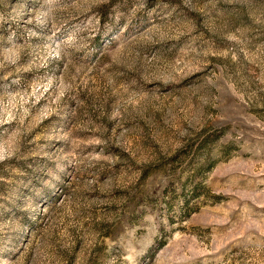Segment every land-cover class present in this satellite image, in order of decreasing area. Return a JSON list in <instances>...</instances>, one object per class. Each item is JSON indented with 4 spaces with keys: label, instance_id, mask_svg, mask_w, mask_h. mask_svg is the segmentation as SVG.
<instances>
[{
    "label": "rangeland",
    "instance_id": "374dc122",
    "mask_svg": "<svg viewBox=\"0 0 264 264\" xmlns=\"http://www.w3.org/2000/svg\"><path fill=\"white\" fill-rule=\"evenodd\" d=\"M0 264H264V0H0Z\"/></svg>",
    "mask_w": 264,
    "mask_h": 264
}]
</instances>
